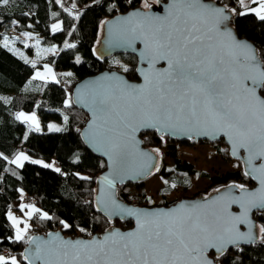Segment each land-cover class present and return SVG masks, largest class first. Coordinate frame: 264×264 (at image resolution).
Instances as JSON below:
<instances>
[{"label":"snow or ice","instance_id":"obj_1","mask_svg":"<svg viewBox=\"0 0 264 264\" xmlns=\"http://www.w3.org/2000/svg\"><path fill=\"white\" fill-rule=\"evenodd\" d=\"M2 2L7 4L8 0ZM238 3L244 10L217 7L204 0H169L162 15L137 11L110 28L114 45L143 44L140 55L148 67L139 70L142 85L110 76L88 88L85 102L94 117L88 139L103 151L113 168L112 174L101 178L104 187L98 210L109 217L134 218L135 227L127 232L113 228L90 240H66L58 233H49L47 240L29 237L26 242L34 247L23 254L29 264H213L209 250L214 249L219 258L228 246L256 242L249 212L264 210V96L258 94L264 90V59L228 25L233 16L249 13L264 22V0ZM144 7H149L147 0ZM52 30L59 31L60 24H54ZM161 61L166 62V68L156 67ZM121 67L129 71L127 66ZM49 76L55 81L52 70L46 67L45 73L37 72L34 79ZM69 104L66 100L65 106ZM16 118L39 131L34 114L19 113ZM141 127L226 136L233 155L240 149L247 154L245 176H251L259 187L249 191L244 185L230 186L238 188L240 195L227 193L211 201L205 197L206 203L181 202L172 209L140 210L120 204L113 189L126 171L136 167L132 141ZM49 130L61 131L54 125ZM28 160L19 153L10 162L23 167ZM257 160L262 161L258 166ZM30 162L50 167L42 161ZM233 204L239 206V215L229 211ZM24 207L29 219L39 212L31 205L22 206L21 211ZM8 218L16 229V241H24L28 225L21 229L23 221L11 213ZM40 218L52 219L46 213H40ZM60 223L64 229L70 227ZM241 224L249 230L241 232ZM259 233L264 242V226ZM0 264L18 262L14 257L9 262L0 256Z\"/></svg>","mask_w":264,"mask_h":264},{"label":"trees","instance_id":"obj_2","mask_svg":"<svg viewBox=\"0 0 264 264\" xmlns=\"http://www.w3.org/2000/svg\"><path fill=\"white\" fill-rule=\"evenodd\" d=\"M210 1L222 7L227 5L238 12L244 10L238 0ZM143 2L145 0H60L59 3L56 0H8L4 4L0 0V256L5 260L10 262L14 257L18 264H27L21 253L28 235H45L48 231L60 229L65 236L91 238L112 226L121 230L131 228V221H110L96 209V179L105 170L106 164L80 140L87 114L71 104L70 93L74 83L104 70H117L129 80L136 81L134 56L125 53L100 59L93 49L106 19L135 7L140 8ZM56 23H60V30L54 32L52 26ZM228 26L239 39L244 38L254 46L257 54L264 59V22L249 13L244 17L233 16ZM24 34L32 36L33 41H39L40 45L56 46V53L45 55L33 67L32 63L25 62L2 44V40L8 37L16 46L23 47L27 38ZM31 51L32 48H28L27 52ZM43 65L51 66L58 73V79L51 82L33 80V73ZM122 65L127 66L129 71L124 72ZM259 94L264 96V90H259ZM66 100L70 101L69 106H65ZM20 112H34L43 126L56 120L61 123L62 129L59 132L30 129L16 118ZM138 137L141 146L154 153L156 164L144 181L127 182L117 187V197L123 203L138 207H164L182 198L205 197L211 189L217 190L227 184L248 183L236 162L233 164L236 168L209 173L197 169L180 156L183 147L205 144L211 146L225 162L228 156L224 154L221 141L190 144L169 140L150 131L140 132ZM22 150L52 166L24 162L23 167H17L10 159ZM154 151L158 152V156ZM152 176L161 182L155 195L146 191L144 186ZM198 180L207 182L205 190L194 188ZM163 188L169 190L170 197L162 193ZM26 197L31 198L30 203ZM26 204H31L39 212L33 213L29 219L25 240L16 241V231L8 214L20 212ZM40 213H46L52 219L42 220ZM251 217L257 228L264 226V211H255ZM61 221L70 227L64 229ZM81 228L85 231L81 232ZM209 255L216 264H264V242L258 233L255 243L230 247L219 258L213 253Z\"/></svg>","mask_w":264,"mask_h":264},{"label":"water","instance_id":"obj_3","mask_svg":"<svg viewBox=\"0 0 264 264\" xmlns=\"http://www.w3.org/2000/svg\"><path fill=\"white\" fill-rule=\"evenodd\" d=\"M204 2L205 3H211L217 7H222L221 5L218 6L217 4L213 3L210 0H208V1L204 0ZM167 3H169V0H165L164 2L158 1L154 5L149 6L148 9H142L139 7H135V8H133L127 12H124L123 14L113 15L111 18L106 19L102 23V26L100 28L101 34H100V37L98 38L97 45L93 49V53H95V55L100 59L109 58V57H112L116 54H125V53L131 54L136 59V61H135L136 65L134 68V73L137 76L136 81L129 80L124 74L120 73L117 70H115V71L114 70H104V71H101V72L94 74L93 76L85 77V78H83V80H80V81L74 83L72 86L73 88H72L71 93H70L71 104L87 114V120L85 122V125L83 126L82 130L80 131V140H82L83 145L89 151H91L96 157H99L103 161H105V164H106L105 170L102 173H100L96 179V190H95V196H94V204L96 206V209L99 213H101V215H103L105 218H107L110 221L111 220H118L120 222L131 221V224H132L131 228H128V229L121 230L120 228L112 227L109 230L115 228V229L120 230L121 232L130 231L135 227V219L131 218V217L122 219L120 216L109 217L108 215L105 214L104 211L98 210L97 201H98V198L100 197V189L102 187H104V185H102V183H101V178L105 177V176H109L110 174H112L113 168L110 164L108 157L103 154V151L98 149V147L95 144H93L92 142H90V140L88 139L89 125L92 123L94 117H93V113L89 109L88 104L85 102L86 93H87V90L90 86L94 85L97 82H103L105 77H110V76H118V77L122 78L123 80L127 81L129 84H132V85H142L143 84V82H144L143 77L141 76L139 70L147 69V67H148L147 63L142 61V58L140 55V51L143 48V44L140 42H137L133 47H128L125 45H114L110 41V37H109L110 28L119 19H121L123 17H127L130 14L135 13L137 11H139L141 13L151 12L152 14H155V15H162L163 11H164V7L167 5ZM240 40L246 41L244 38H242ZM246 42L249 43L248 41H246ZM253 48L255 49L254 46H253ZM156 67L159 69H164L167 67V64H166V62L161 61L156 65ZM258 94H259V90H258ZM149 131L154 132L157 136L167 137L169 140H176L178 142L185 141V142H192L193 143V142H197V141H202V142L206 141L208 143H215V141L222 140L223 144H226V146H227L228 154L230 155V157L233 159H236L238 157V159L242 165V171H243L244 176H245V172L248 170L247 163H246L247 154L244 152L243 149H240L238 151L237 155H233L231 143L229 142L228 138L222 134H217V135L207 134L206 135L203 133H197L195 131H171V130H167V131L166 130H159L158 131L155 127H141L139 130H137L135 132L134 140L132 141V143L134 144V147H135V151L137 153L136 167L126 171L123 174V179L117 180L115 182V188L113 189V191L115 193L116 200L120 204H122L126 207L136 208V209H140V210H156V209H172V208L176 207L178 204H180L181 202L190 203V204L191 203H206L207 202V201H205V197H196L194 199H186V198L183 199L182 198L170 206H164V207H162V206H153V207L142 206V207H138V206H133V205H128L126 203H123L122 201H120L118 199L117 193H116V189L118 186H120L121 184H125L127 182L139 183L141 181H144L145 178L150 176L152 171H153V167L156 164V157L152 151H149L147 148H143L141 146L140 137H138L140 132H149ZM140 153H143L146 155H139ZM261 162L262 161L257 160V161H255V164L258 166ZM246 178L248 180H251L252 183L254 184V187L249 189V191H254L259 187L258 182L256 180L252 179L251 176H246ZM230 186H233V185H228L226 188H222L221 190H218L217 192H215L213 194L206 195V197L208 198V201H211L215 198L222 197L227 193H231L233 196H239L240 191L237 188L230 187ZM229 211L232 212L233 214H236V215L240 214V208L236 204L231 205L229 208ZM255 211L261 212L264 210L253 209L252 211L249 212V219L251 220L252 225H253V232H254L255 238H257V232H256L257 229L255 228L256 227L255 220L251 217L252 213ZM239 230L241 232H247L249 230V228L247 225L241 224V225H239ZM49 233H52V234L58 233L63 239H66V240H69V239L70 240H77V239L90 240L93 236L103 237V235L106 233V231L102 232L100 235H93V236H91V238H86V237H81L79 235L74 236V237H72L71 235L65 236L63 231L58 229V230L48 231L45 235L44 234L28 235L26 237V241L28 240L29 237H36V238H39L41 240H47ZM248 244H252V243L241 242L237 246L248 245ZM30 247H34V245H30L29 243L26 242V246L23 248L22 253H21L23 261L26 262L27 264H29V262L24 258L23 254ZM230 247H235V246H228L226 248V250L230 249ZM209 253H213L215 256H217V253L215 252L214 249L209 250ZM209 259H211L213 261V264H216L215 261L210 257V255H209ZM37 264H39V262H37Z\"/></svg>","mask_w":264,"mask_h":264},{"label":"rangeland","instance_id":"obj_4","mask_svg":"<svg viewBox=\"0 0 264 264\" xmlns=\"http://www.w3.org/2000/svg\"><path fill=\"white\" fill-rule=\"evenodd\" d=\"M57 1V0H56ZM149 6L154 5V3H156V0H147ZM144 3L141 5L140 8L142 9H148L144 7ZM57 24V23H56ZM60 24V23H58ZM53 28V26H52ZM101 34V31H100ZM27 38L25 39L24 43H23V47L20 46H16L15 43H13L14 41H12L10 38L6 37L2 40V44L7 47L12 53H14L16 56L21 57L22 59H24L25 61L27 60V62L29 61L30 63L33 64V62L36 64L38 63L43 57H45V55H49V53L54 52L53 48L50 47H46L43 45H40L39 41L35 40L33 41V37L30 36L29 34H24ZM30 37V38H29ZM28 48H32L33 49V53H29L27 52ZM40 73H45V72H40ZM45 80V79H43ZM27 124V126L30 129H33L31 124L29 122H25ZM50 125H54L57 128L62 129L61 123L53 120L48 122L45 126L41 125L39 122V131H50L49 130V126ZM53 132V131H50ZM156 156H158V152L154 151ZM19 153H23L26 156L29 157L28 161H24V162H29L31 160H37V161H42L43 164H48L45 160L32 156L30 154H28L27 152H25L24 150L22 151H18L17 153H15L14 156L11 157L10 161L14 160L15 157L19 154ZM180 156L186 160H188L189 162H191L193 164L194 167H196L197 169H203V170H207L209 173L214 172L216 170H218L219 172H224L227 171V169H232V168H236L237 166L233 165L235 164L234 161H232L231 159H226L225 162H223L222 158L220 157V155H216L211 146L209 145H193L190 147H183L181 149V154ZM33 164V163H32ZM41 165V164H39ZM42 166V165H41ZM52 166V164L50 165ZM206 184L207 182L205 180H198L195 182L194 184V188L196 190L199 191H203L206 188ZM161 185V182L159 180V178L152 176L150 179H148L145 183V189L146 191H148L151 195H155L154 192H156L157 188ZM222 188H217V190H213L211 189L209 191V193H207V195L209 194H213L215 192H217L218 190H221ZM163 194H165V196L170 197L171 193L169 192V190H167L166 188H163ZM191 193H194L191 192ZM155 197V196H154ZM28 203H30L29 201H27ZM27 205H31V204H26ZM32 206V205H31ZM27 212H28V208H24L23 211H20L19 213H15L14 212H10L11 215L15 216L18 220L23 221L24 223H21L19 225V227L21 229L24 228V224L26 223L29 227V218L27 216ZM9 217V214H8ZM9 219V218H8ZM11 222V220H10ZM12 223V222H11ZM13 226V225H12ZM257 230V235L259 233V228L255 227ZM14 230L16 231V229L14 228ZM16 235V234H15Z\"/></svg>","mask_w":264,"mask_h":264},{"label":"crops","instance_id":"obj_5","mask_svg":"<svg viewBox=\"0 0 264 264\" xmlns=\"http://www.w3.org/2000/svg\"><path fill=\"white\" fill-rule=\"evenodd\" d=\"M246 2H248V0H246ZM251 7H256V5H250ZM14 43V42H13ZM50 48H53V50H54V52H52V53H49V54H53V53H56V51H57V47L56 46H49ZM31 53H33V49H32V51H31ZM50 68L51 70H52V73L55 75V80H57L58 79V73L56 72V71H54V69L51 67V66H47V65H43V66H41L39 69H37L34 73H33V75H32V78H33V80H35V81H37V82H51V81H53L52 79H51V77L49 76L47 79H45V80H43V79H34V77H35V75H36V73L37 72H45V68ZM20 113H24L25 115H35L36 116V114L34 113V112H31V113H25V112H20ZM19 114V113H18ZM17 114V115H18ZM36 119H37V116H36ZM19 121H21V120H19ZM37 121H38V119H37ZM39 122V121H38Z\"/></svg>","mask_w":264,"mask_h":264},{"label":"flooded vegetation","instance_id":"obj_6","mask_svg":"<svg viewBox=\"0 0 264 264\" xmlns=\"http://www.w3.org/2000/svg\"><path fill=\"white\" fill-rule=\"evenodd\" d=\"M158 1H160V0H158ZM156 2H157V0H156ZM161 2H164V1H161ZM155 4V3H154ZM219 141H221L222 142V140H218V141H215V142H219ZM198 142V141H197ZM187 143H190V144H193L192 142H187ZM196 143V142H195ZM222 144H223V142H222ZM223 149H225V155H227L228 156V158H230V155L228 154V150H227V146H226V144H224V148ZM232 160H234V162H236V163H238L239 165H240V167L242 168V165H241V162L239 161V159H238V157L236 158V159H233V158H231ZM248 180V179H247ZM228 185H233V184H227V185H225V186H221L220 188H226ZM238 185H240V184H238ZM248 190L249 189H251L252 187H254V184L252 183V181L251 180H248V183L247 184H243ZM234 186V185H233ZM219 188V187H218ZM238 189V188H237ZM239 190V189H238ZM209 193V192H208ZM207 195V194H206ZM206 197V196H205ZM112 227H115V226H112Z\"/></svg>","mask_w":264,"mask_h":264},{"label":"built area","instance_id":"obj_7","mask_svg":"<svg viewBox=\"0 0 264 264\" xmlns=\"http://www.w3.org/2000/svg\"><path fill=\"white\" fill-rule=\"evenodd\" d=\"M10 33L13 34V30H11ZM26 201H29L30 202L31 201V198L30 197H26ZM16 212L19 213V211H15V213Z\"/></svg>","mask_w":264,"mask_h":264}]
</instances>
